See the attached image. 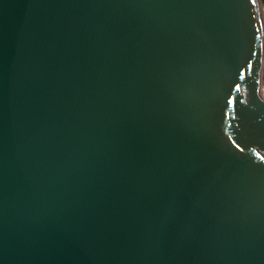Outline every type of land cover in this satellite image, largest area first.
Masks as SVG:
<instances>
[{"label":"water","instance_id":"1","mask_svg":"<svg viewBox=\"0 0 264 264\" xmlns=\"http://www.w3.org/2000/svg\"><path fill=\"white\" fill-rule=\"evenodd\" d=\"M256 0H0V264H264Z\"/></svg>","mask_w":264,"mask_h":264},{"label":"bare ground","instance_id":"2","mask_svg":"<svg viewBox=\"0 0 264 264\" xmlns=\"http://www.w3.org/2000/svg\"><path fill=\"white\" fill-rule=\"evenodd\" d=\"M256 3H257V7H258V17H259V20H260V27H261V42H260V50H261V55L264 59V18H263V15L261 14L260 12V4L258 2V0H256Z\"/></svg>","mask_w":264,"mask_h":264},{"label":"rangeland","instance_id":"3","mask_svg":"<svg viewBox=\"0 0 264 264\" xmlns=\"http://www.w3.org/2000/svg\"><path fill=\"white\" fill-rule=\"evenodd\" d=\"M259 4H260V12L263 15L264 18V0H258ZM264 21V20H263Z\"/></svg>","mask_w":264,"mask_h":264}]
</instances>
